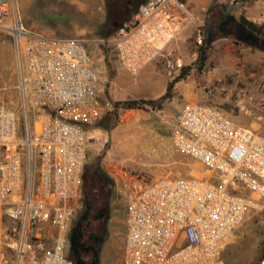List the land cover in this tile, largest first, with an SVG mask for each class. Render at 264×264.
I'll return each mask as SVG.
<instances>
[{"label": "built area", "instance_id": "built-area-1", "mask_svg": "<svg viewBox=\"0 0 264 264\" xmlns=\"http://www.w3.org/2000/svg\"><path fill=\"white\" fill-rule=\"evenodd\" d=\"M194 20L184 1L140 0L109 41L120 66L137 74ZM0 29L11 35L20 69L19 111L0 104V208L15 206L0 211V264H70L68 234L95 139L70 115L95 119L100 79L86 40L26 26L16 0H0ZM172 143L205 173L124 183L121 264H215L249 211L264 203L259 131L216 105L187 101Z\"/></svg>", "mask_w": 264, "mask_h": 264}, {"label": "rangeland", "instance_id": "rangeland-1", "mask_svg": "<svg viewBox=\"0 0 264 264\" xmlns=\"http://www.w3.org/2000/svg\"><path fill=\"white\" fill-rule=\"evenodd\" d=\"M16 1L26 26L44 27L59 37L84 39L91 51L101 92L94 98L95 108L90 115V118L95 115V119L79 122L95 139L87 151L83 170L90 182L83 185L75 218L84 213L86 200L91 201L92 206L89 218L97 217L96 212L103 210L107 221L97 264H121L128 206V189L124 183L131 178L149 181L159 176L205 173L195 160L179 152L172 143L175 118L183 103L197 98L203 104L223 109L234 121L238 119L235 116L254 120V128L264 135V44L247 35L239 23L241 15L264 22V0H181L195 20L183 29L162 57L146 64L137 74L120 66L109 39L115 29L137 11L140 0ZM199 35L201 42H198ZM200 45L206 49L207 56L201 69L198 68ZM149 64L154 65V70H146ZM188 64L194 67L184 81L176 84L179 94L164 102L160 110H118L117 116L107 113L108 95L104 88L119 74L131 77L149 74L156 81L168 83L181 66ZM19 75L12 37L0 29V104L18 111ZM155 92L159 90H152L146 97L158 98L165 91L160 95ZM104 121L113 127H101ZM23 128L20 122L21 135ZM13 210L15 206L10 205L0 208L2 213ZM105 214L100 217L98 226L103 224ZM263 242L264 203L249 211L215 264H259Z\"/></svg>", "mask_w": 264, "mask_h": 264}, {"label": "trees", "instance_id": "trees-1", "mask_svg": "<svg viewBox=\"0 0 264 264\" xmlns=\"http://www.w3.org/2000/svg\"><path fill=\"white\" fill-rule=\"evenodd\" d=\"M244 2H250L251 0H243ZM139 2H137L139 6ZM239 23L245 29L247 35H252L255 39H260L264 44V22H257L249 19L245 15H241L239 18ZM199 51L201 53L200 64L198 68H202L205 61L207 60L206 49L204 46H199ZM193 64L183 65L179 69V73L175 75L169 82L167 83L165 92L159 96L158 98L152 97H127L125 99H113L107 96L108 99V111L107 113L113 114L117 116L118 110H132V109H156L160 110L166 101L172 100L179 94L178 89L176 88V84L180 81H184L187 76L190 74L193 69ZM107 94V86L104 88ZM72 120L80 122L77 117L74 118V115H70ZM101 124V123H100ZM103 128L110 129L113 126H107L105 121L102 123ZM89 180L87 177L82 176V192L83 185L87 183ZM90 182V181H89ZM91 206V201L86 200L84 213L78 215L77 218L72 220L69 234H68V247H67V255L72 264H97L98 263V254L100 245L102 244V233L106 229V221L107 216L103 213V210L97 211V217L89 218L88 213ZM77 212V205L75 208V214ZM105 214L103 224L98 226V222L100 217ZM101 227V228H100ZM103 228V229H102ZM101 229L103 230L101 232ZM263 251L261 255V260L264 259V242L262 243ZM260 264V263H259Z\"/></svg>", "mask_w": 264, "mask_h": 264}, {"label": "crops", "instance_id": "crops-1", "mask_svg": "<svg viewBox=\"0 0 264 264\" xmlns=\"http://www.w3.org/2000/svg\"><path fill=\"white\" fill-rule=\"evenodd\" d=\"M34 30H38L40 32H43L48 35H54L49 30H47L44 27L40 28H33ZM146 70L151 71L154 70V65L149 64L146 68ZM167 86V81H156V78L152 75H137L134 77L128 76L127 74H119L116 76L113 80L110 81L109 86L107 87V95L113 99H125L127 97H146L147 95L152 93V90H159V92H155V95L162 94ZM107 98V97H106ZM193 96H190V99H192ZM189 101H198L200 104H203V102L200 99L195 100H189ZM107 105L109 106L108 99H107ZM241 116H235L237 119V122L239 125L248 128V129H254L256 126V122L254 120H247ZM121 139V137H120Z\"/></svg>", "mask_w": 264, "mask_h": 264}, {"label": "bare ground", "instance_id": "bare-ground-1", "mask_svg": "<svg viewBox=\"0 0 264 264\" xmlns=\"http://www.w3.org/2000/svg\"><path fill=\"white\" fill-rule=\"evenodd\" d=\"M122 139V138H121ZM260 264H264V259L262 260V262Z\"/></svg>", "mask_w": 264, "mask_h": 264}]
</instances>
